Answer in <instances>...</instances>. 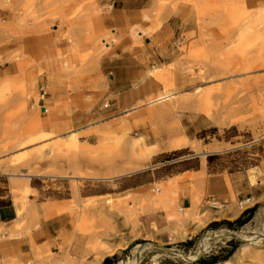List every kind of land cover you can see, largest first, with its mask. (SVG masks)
<instances>
[{
    "label": "rangeland",
    "instance_id": "obj_1",
    "mask_svg": "<svg viewBox=\"0 0 264 264\" xmlns=\"http://www.w3.org/2000/svg\"><path fill=\"white\" fill-rule=\"evenodd\" d=\"M217 1L211 0L204 11H209L211 21L214 20L213 16L219 15L220 23L212 21L207 26H200L199 33L205 35H200L194 42H188L187 35H177L175 52L171 57L161 59V62L151 59L146 63L149 85L176 93L175 98L167 102V107L155 110L162 117L169 116L162 123L167 131L157 130L154 135L156 152H153V146H148L150 142L144 136L142 145L149 149L140 147L133 151L131 144L141 136L136 134V126H119L123 119L119 115L122 113L111 114L109 107L104 108L108 101H95L89 96L100 92L101 83L108 77L100 70L101 56L108 52L100 39L104 38L109 46L116 42L110 31L103 30L101 11L93 0H3L0 3L11 9L16 17L13 34L56 30L58 38L68 45L66 52L60 54L59 61L55 62V73L50 77L33 59L24 58L21 54L9 58L18 64L22 77L7 78L6 81L15 84L13 90L3 95L0 93V206L13 202L17 207L24 203L27 210L17 238L30 234L33 227L30 224L31 208L40 201L60 200L62 206L67 207L65 212L71 216L76 233L78 231L86 236L95 234L101 241L111 243L124 242L126 247L128 242L132 243L121 252L119 262L134 258L138 245L141 246L138 264H184L179 255L165 252L154 244L172 248L183 255L195 256L201 239L208 237L202 258L209 261L216 257L213 264H222L229 259L231 264H264V236L257 239L259 242H242L238 238L213 239L229 231L264 233V195L258 200L251 199L245 211L240 210L238 201L233 200L232 207L239 214L233 219H228L219 209L220 212L215 215L221 223L218 227H210L209 220L214 217L207 211L208 207L197 200L195 211L201 216L199 222L188 219L192 227L184 228V223L178 226L170 221L173 226L171 235L185 238L187 234L197 232L190 248L161 245L138 223V215L164 211L166 216L167 212L162 209L152 190L167 183L148 187L146 197L139 204L126 198L127 206V202H131V219L110 211L105 205L107 196L82 197V190L90 186L105 191L107 184L120 178L112 173L115 169L125 170L140 165L143 169L126 175L141 172L140 176H148L154 169L155 177H167L181 169L196 167L198 161L203 163L205 160L210 173H239L247 176L250 184L252 176L255 180L253 186H260L264 191V12L256 14L257 9L264 6V0L254 9L246 8L245 0ZM177 3L196 6L192 0H167L160 5L174 6ZM196 10L201 21L203 12ZM243 10L248 11L244 13ZM217 37L220 39H214ZM154 69L159 70L152 74ZM44 75L57 84H46ZM30 80H33V89H30ZM53 91L59 98H65L63 104L66 106H77L78 96L81 107L101 113L97 120L54 133L62 138L76 131L79 147L75 150L63 149L57 155L50 154L47 148L38 147L37 144L11 148L15 138L20 136L19 142H25L32 135L28 121L33 105L42 106ZM25 93H29L28 99H25ZM146 101L143 108L150 110L153 106L146 105ZM47 108L50 113L48 105ZM191 114L199 115L200 120L194 130L186 132L189 142L177 150L172 149L169 140L184 135V129L188 126L186 117ZM196 148L200 152H207L206 156L203 158L197 154ZM149 152L152 154L147 157ZM10 173L32 176L25 180L11 178ZM91 177L112 179H89ZM25 182L37 191L33 190L24 197L20 187ZM13 188L16 190L15 196L12 195ZM168 189L169 197L174 198L176 185H169ZM172 201V209L177 211L179 208L174 199ZM252 208L254 212L249 216L246 212ZM240 217L239 225L222 224L232 223ZM134 238L139 241L133 243ZM240 248H243V252L236 257L235 253ZM32 260H21L15 255L2 256L0 264H26ZM75 260L77 264H82L86 259Z\"/></svg>",
    "mask_w": 264,
    "mask_h": 264
},
{
    "label": "crops",
    "instance_id": "obj_2",
    "mask_svg": "<svg viewBox=\"0 0 264 264\" xmlns=\"http://www.w3.org/2000/svg\"><path fill=\"white\" fill-rule=\"evenodd\" d=\"M2 1L0 0V3ZM93 1L100 8L103 30L110 31L115 36L116 42L109 46L107 53L101 56L100 70L108 74V77L101 83L102 89L100 92L89 96L93 97L95 101H108L106 108L108 109L109 107L108 111L111 114L122 113V115H119V117L123 118L121 121H125V125L136 126L138 129L136 134L146 137V141L150 142L148 146H154L156 142L154 135L157 130L161 132L167 131L162 123L164 120H168L169 116L162 117L155 111L150 114L149 110L143 108V103L149 97L163 92L162 87L149 85L146 63L151 59L161 62V59L171 57L175 52L174 44L177 40V35H187L188 42L197 41L200 35H205V33H199V27L207 26L212 21V23L218 24L221 17L219 15L213 16L214 20L211 21L208 16L209 11H204L205 8L209 7L211 0H192L196 2V6L182 3H177L174 6L160 5L162 1L167 0ZM217 2L220 1L218 0ZM261 2L263 1L245 0L244 4L246 8L254 9ZM1 5L0 80L18 76L20 72L18 64L9 60L15 54H21L24 58L33 59L41 65L42 69L45 70V74L49 77L53 76L55 73V62L59 61L60 54L66 52L68 45L58 38L56 30L36 34L31 32V30L23 34H18V32L13 34V25L16 24V17L11 9ZM196 9H201L203 12L201 21H199V12ZM135 27L148 30L149 33L134 37L131 30ZM139 31L136 29V32ZM216 34L213 35L215 36ZM49 77L48 79L46 75L43 77V81L46 84H57L54 80H49ZM44 95L42 97L43 100ZM78 99L77 96V106H66L63 104L65 98H59L54 91L49 93L47 100L45 99L46 102L43 101V105L40 106L47 107L48 105L51 109L50 113H41L40 123L42 129L59 133L74 127L77 128L78 125L83 123L97 120L101 113L94 112L92 108L81 107V102ZM199 120L200 118L197 114H191L186 117V122H188V126L184 129L186 137V132L189 129L194 130L193 128ZM151 171L148 176H140L141 172L132 175H120V178L111 181V184H107L105 191L93 188L95 186H90L82 190V197L111 196L113 199L123 200L131 198L136 204H139L146 197L148 187L156 183H168V180H173L171 185H176L174 203L178 208L184 210L194 208L197 200H200L203 206V202L208 198H213L221 204L232 206L233 200L240 201L245 198L258 200L264 195V191L260 186L254 187L249 183L247 176L230 172L210 173L206 160L203 163L198 161L196 167L181 169L167 177H155L154 169H151ZM185 175H188V178H185ZM31 188L37 191L34 187L31 186ZM49 203L62 206V201L60 200L38 202L35 205L37 216L31 219L30 224L33 227L29 236L1 240L0 258L2 256L12 257L15 255L21 260L31 259L33 258V249L38 248L52 253L67 255L69 258H74L78 261L92 259L93 255L91 253L88 254L86 249L88 236L78 231L77 233L75 232L73 220L67 212L53 214L52 210L49 211L47 206ZM127 203L130 207L131 202ZM207 211L211 212L214 217L209 220L211 222L210 227L220 226L219 218H215V215L220 210L208 208ZM51 213L53 215H50ZM238 216L239 214L234 218ZM15 219L16 207L13 202L0 206V227L10 228ZM138 223L141 229L154 236L155 242L166 246L171 245L173 248L192 247L193 238L197 235V232L193 235L189 233L185 238L171 235L173 222L167 221L164 211L138 215ZM222 224H225V222ZM190 226L191 222L188 221L183 224L184 228H189ZM138 241V238L132 239L133 243ZM130 244L132 243L128 242V246ZM128 246L116 250L110 256H104L97 264H118L121 252ZM154 246L157 247L158 245L154 244ZM201 259L205 260L202 257L199 260ZM105 260H107L106 263ZM198 261L194 263L198 264Z\"/></svg>",
    "mask_w": 264,
    "mask_h": 264
},
{
    "label": "bare ground",
    "instance_id": "obj_3",
    "mask_svg": "<svg viewBox=\"0 0 264 264\" xmlns=\"http://www.w3.org/2000/svg\"><path fill=\"white\" fill-rule=\"evenodd\" d=\"M248 10H243V12H247ZM264 12V6L257 9L256 14ZM136 29L140 30L139 32H136ZM132 35L140 36L142 34H148V30L139 29L137 27L133 28L131 30ZM139 33V35H138ZM100 42L102 46L108 50L109 43L105 41L104 38L100 39ZM99 52V51H98ZM159 69H154L151 73L155 74ZM17 77V76H16ZM18 77H22L21 72H19ZM17 77V78H18ZM7 79L0 80V93L3 95V93L11 92L13 90V87L15 84L6 81ZM30 89H33L34 83L33 80L29 81ZM30 93V92H29ZM29 93H25V99L29 98ZM176 93L169 92L168 89H165L162 93L151 96L146 101V105L153 106L149 112L150 114L158 109V108H165L168 105V101L175 98ZM49 109L47 107H40L36 103L33 105V112L31 116L29 117L28 126L30 130H33L32 135L29 136L28 139H26L25 142H19L20 136L18 138H15L14 142L11 144V148L15 146H21V148H24L26 146H30L32 144H37L36 146L41 148H47L49 150L50 154L57 155L60 151L63 149L67 150H75L79 147L80 141L79 137L77 136L76 131H71L67 134L66 137H60L56 136L53 132L50 131H44L41 129V123H40V116L39 112H48ZM125 125V121H121L119 123V126L123 127ZM62 139V140H61ZM189 140L184 135H179L174 138H171L169 140V146L172 147V149L177 150L181 145L187 144ZM143 143V137L139 136L138 138L134 139V142L131 144V148L133 151L136 150V148H142L144 150L149 149L148 147H145L142 145ZM154 148L153 152H156L157 148L155 146L151 147ZM8 150V149H7ZM197 154L201 155L203 158L207 154V152H200L199 149H195ZM6 151V150H5ZM152 152L147 153L146 156L150 157ZM39 156L40 153H39ZM183 158V157H182ZM55 159V156H54ZM143 169L140 165L131 167L130 169H115L114 174L116 176H120L123 174H130L136 171H139ZM111 173H107L106 175H110ZM31 174H23V175H17L15 173H10L9 177L11 178H23L25 180H29ZM89 179H97V180H110L112 177H102V178H95L91 177ZM251 184H255L254 177L250 176ZM171 182L173 180H168V183L166 185H162L161 187H155L153 192H155V195L158 198V201L162 207L163 210L167 212L166 219L167 221H171L173 223H176L178 226H181L183 223L188 221V219H192L193 221L199 222L201 216L196 213L195 207L191 210H184L182 208H179L177 211L172 209V203L173 198L169 197L170 190L168 189V186L171 185ZM168 185V186H167ZM13 186H16V184H13ZM20 192H22L23 196L25 197L28 193H31L33 189L31 186L25 182L23 186L20 187ZM16 190L12 189V195L15 196ZM17 195V194H16ZM126 199H113L110 196H107L105 198V205L110 211H116L120 215H122L126 219H131V216L133 215L132 211L130 210V207H128L125 203ZM17 201V200H16ZM48 210L53 212V214H60L61 212H64L67 207L65 206H59L54 203H49ZM218 206L220 207V210H222L226 216H228V219H233L237 215V211L228 204H221L218 203ZM26 208L23 202H21L16 207V219L13 221L12 226L10 228H0V241L3 238H12V237H18L19 232L22 230L21 228V220L23 219L24 213L26 212ZM132 213V214H131ZM52 213L50 215H53ZM30 216L35 217L37 216L35 207L30 209ZM135 222V221H133ZM182 223V224H181ZM7 234V236H5ZM229 238H238L242 242H259L260 238L264 236V233L260 234L256 231L254 232H247V231H239V232H230L226 234ZM218 236V235H217ZM260 237V238H259ZM259 239V240H257ZM208 240V237H204L201 239L197 254L195 256H187L183 255L179 252L180 258L184 261V264H192V262L204 251L206 241ZM126 247V243L124 242H105L101 241L97 235H89L88 240L86 243V249L87 253H91L93 255L92 259L90 260H83L82 264H97L99 263L104 256H110L112 255L116 250L123 249ZM134 254V258L131 260H126L124 262L120 261L118 264H137L136 256L139 254V251L141 250V246H137ZM243 252V248H240L236 253L235 256L238 257ZM45 255V256H43ZM44 259V260H43ZM26 264H77V261L73 258L70 259L67 255H62L59 253H52L48 250H41L38 248L33 249V260L26 262ZM222 264H231V260H225Z\"/></svg>",
    "mask_w": 264,
    "mask_h": 264
},
{
    "label": "built area",
    "instance_id": "obj_4",
    "mask_svg": "<svg viewBox=\"0 0 264 264\" xmlns=\"http://www.w3.org/2000/svg\"><path fill=\"white\" fill-rule=\"evenodd\" d=\"M44 95V93H43ZM42 95V97H43ZM108 106V104H105L104 105V108H106ZM251 199L250 198H245L243 200H240L237 202V207L242 210V211H245L247 208H248V205L250 203ZM204 205L207 206L208 208L210 209H213V210H219L220 207L218 206V201H216L215 199L213 198H208L204 201Z\"/></svg>",
    "mask_w": 264,
    "mask_h": 264
},
{
    "label": "trees",
    "instance_id": "obj_5",
    "mask_svg": "<svg viewBox=\"0 0 264 264\" xmlns=\"http://www.w3.org/2000/svg\"><path fill=\"white\" fill-rule=\"evenodd\" d=\"M254 212V208H252V209H249L247 212H246V214H248L249 216L252 214ZM242 217V216H241ZM241 217L240 218H238L237 220H235L234 222H232V223H230V222H225V224L226 225H228V226H233V225H239V224H241ZM212 225H215V224H212ZM216 260H217V258L216 257H213V258H211V260H203V259H201V260H199L197 263L198 264H213V263H215L216 262ZM107 262V260H105V263Z\"/></svg>",
    "mask_w": 264,
    "mask_h": 264
},
{
    "label": "water",
    "instance_id": "obj_6",
    "mask_svg": "<svg viewBox=\"0 0 264 264\" xmlns=\"http://www.w3.org/2000/svg\"><path fill=\"white\" fill-rule=\"evenodd\" d=\"M221 238H229L226 234H222V235H218V236H214L213 239L217 240V239H221ZM159 249L165 251V252H169V253H173V254H177L179 255V252L177 250L171 249V248H167V247H161V246H157ZM203 256V252L192 262H196L198 261L201 257ZM136 260H137V264L139 262V254L136 256Z\"/></svg>",
    "mask_w": 264,
    "mask_h": 264
}]
</instances>
